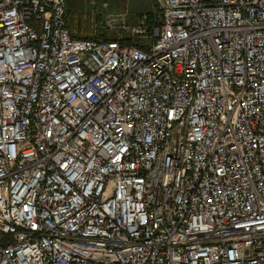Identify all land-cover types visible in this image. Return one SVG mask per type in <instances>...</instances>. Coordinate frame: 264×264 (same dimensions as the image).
<instances>
[{"label": "built area", "instance_id": "1", "mask_svg": "<svg viewBox=\"0 0 264 264\" xmlns=\"http://www.w3.org/2000/svg\"><path fill=\"white\" fill-rule=\"evenodd\" d=\"M159 2L0 0V264H264V0Z\"/></svg>", "mask_w": 264, "mask_h": 264}, {"label": "rangeland", "instance_id": "2", "mask_svg": "<svg viewBox=\"0 0 264 264\" xmlns=\"http://www.w3.org/2000/svg\"><path fill=\"white\" fill-rule=\"evenodd\" d=\"M67 3L72 31L82 28L81 35L92 37L100 36L101 30L106 32L105 39L120 38L123 33L129 42L140 40L133 29H138L143 20L148 27L149 14H157L160 7L159 0H67Z\"/></svg>", "mask_w": 264, "mask_h": 264}, {"label": "trees", "instance_id": "3", "mask_svg": "<svg viewBox=\"0 0 264 264\" xmlns=\"http://www.w3.org/2000/svg\"><path fill=\"white\" fill-rule=\"evenodd\" d=\"M70 15H71V13H70ZM156 15H158V16H156ZM74 24L76 25V23H74ZM160 24H161V9L159 7V10H158V13L157 14L156 13H150L149 14L148 32L153 33L154 27L157 26V25H160ZM81 30H83V29L82 28L81 29L78 28L77 30H74L72 32H73V34L75 36L82 37L83 35H81V32H80ZM99 35H100L99 37L106 36V32L100 30L99 31ZM85 37H89V36H85ZM106 39H108V40H114V39H116V37H114V36H108Z\"/></svg>", "mask_w": 264, "mask_h": 264}, {"label": "crops", "instance_id": "4", "mask_svg": "<svg viewBox=\"0 0 264 264\" xmlns=\"http://www.w3.org/2000/svg\"><path fill=\"white\" fill-rule=\"evenodd\" d=\"M69 14H70V12H69V8H68V19H69V22H70V17H69Z\"/></svg>", "mask_w": 264, "mask_h": 264}]
</instances>
